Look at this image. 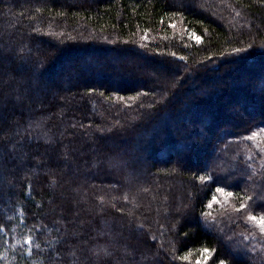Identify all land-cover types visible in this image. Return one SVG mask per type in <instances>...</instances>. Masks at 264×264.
Wrapping results in <instances>:
<instances>
[{"label": "trees", "instance_id": "trees-1", "mask_svg": "<svg viewBox=\"0 0 264 264\" xmlns=\"http://www.w3.org/2000/svg\"><path fill=\"white\" fill-rule=\"evenodd\" d=\"M250 215L264 0H0V264H264Z\"/></svg>", "mask_w": 264, "mask_h": 264}, {"label": "snow or ice", "instance_id": "snow-or-ice-1", "mask_svg": "<svg viewBox=\"0 0 264 264\" xmlns=\"http://www.w3.org/2000/svg\"><path fill=\"white\" fill-rule=\"evenodd\" d=\"M195 40L197 42H200L201 37L200 36H195ZM253 135H255V134H253ZM249 139H251V137H249ZM216 191L217 192H223L224 189L223 188H217ZM232 195H233L232 192H227L226 193V196H228V197H231ZM212 199L215 200L216 197H213ZM244 207H245V205L241 204V209H243ZM248 220H250V221H257V223L260 226L261 233H264V217H261L259 220H257V217L255 215H250L248 217ZM31 242H32L31 239H27V240L24 241V244L25 245H29V244H31ZM203 252L205 254L204 255V261L207 262L210 259V257L207 255V253L209 252V249L205 248L203 250ZM197 264H200V261L199 260H197ZM220 264H225V261L224 260H220Z\"/></svg>", "mask_w": 264, "mask_h": 264}, {"label": "rangeland", "instance_id": "rangeland-1", "mask_svg": "<svg viewBox=\"0 0 264 264\" xmlns=\"http://www.w3.org/2000/svg\"><path fill=\"white\" fill-rule=\"evenodd\" d=\"M261 217L260 216H257V220H259ZM248 219V218H247ZM250 221V220H249ZM252 222L254 228H256L257 230H260V226L259 224L257 223V221H250Z\"/></svg>", "mask_w": 264, "mask_h": 264}]
</instances>
